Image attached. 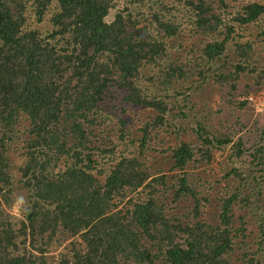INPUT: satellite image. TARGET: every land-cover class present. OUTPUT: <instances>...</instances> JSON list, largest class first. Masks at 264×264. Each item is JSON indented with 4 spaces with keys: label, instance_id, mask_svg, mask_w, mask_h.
Returning a JSON list of instances; mask_svg holds the SVG:
<instances>
[{
    "label": "trees",
    "instance_id": "obj_1",
    "mask_svg": "<svg viewBox=\"0 0 264 264\" xmlns=\"http://www.w3.org/2000/svg\"><path fill=\"white\" fill-rule=\"evenodd\" d=\"M32 1V13L40 22L51 3H58L59 11L50 19L54 30L47 37L30 28L26 2L0 0V264H63L66 256L50 249L59 229L76 242L73 264H229L224 257L233 248L231 208L241 185L224 202L217 226L186 228L179 219L175 223L166 217L151 198L138 203L129 200L118 209L127 193L143 186L153 189L154 183L166 185L165 178L145 185L150 175L142 169L144 164L121 158L103 181L96 180L88 170L89 156H83L89 142L83 146L78 141L86 136L90 112L107 102L111 85L126 89L125 100L135 105L165 111L163 104L147 102L134 82L144 60L152 58L158 46L138 41L127 30L122 13L107 22L113 0ZM214 1H221L227 10L223 0ZM190 5L198 16L195 32L216 40L201 49L203 56L196 65L202 68L197 74L204 79L205 73L216 72L220 85L234 89L232 70L222 71L232 27L224 24L221 14L211 13L207 0H192ZM237 18L242 24L263 27V34L264 2L249 3ZM164 29L167 36L175 34L169 25ZM191 119L198 143L194 149L201 151L202 159H194L190 143L177 148L178 183L169 186L175 188V197L190 196L199 203L184 169L190 162L209 164L215 148L225 151L232 144L228 159L241 160L242 174L236 172L241 181L247 183L252 172L263 171L264 130L252 146L253 160L246 165L249 150L243 148L241 139L235 141L231 133H215L194 116ZM19 151L25 160L21 166L12 159ZM64 157L71 160L66 170L61 171L58 164L52 167ZM83 159L88 160L85 166ZM236 166L233 163L231 169ZM55 169L58 172L52 174ZM18 185L25 190L19 228L3 210L4 205H13L7 194ZM260 227L264 234V224ZM78 239L85 246L84 253L75 247Z\"/></svg>",
    "mask_w": 264,
    "mask_h": 264
},
{
    "label": "rangeland",
    "instance_id": "obj_2",
    "mask_svg": "<svg viewBox=\"0 0 264 264\" xmlns=\"http://www.w3.org/2000/svg\"><path fill=\"white\" fill-rule=\"evenodd\" d=\"M23 1L26 2L25 15L28 16L30 28L47 37L54 30L50 19L59 11L56 8L57 1L51 3L42 22L32 13L33 1ZM191 1L113 0L107 22H112L122 13L128 24L127 30L137 35L135 37L138 41L146 40L158 46L157 53L144 60L134 82L147 102L163 104L165 111L135 105L125 100L128 97L126 89L111 85L106 94L107 102L100 103L101 106L95 112H90L84 126L86 136L78 138V141L83 146L89 142L86 145L89 149L83 156H89L88 170L96 180L103 181L121 158L135 159L144 164L142 169L150 175L145 185L154 178H165L167 186L161 182L153 184L156 192L143 186L135 193H127L125 199L119 201L118 209L125 208L129 200L138 203L151 198L163 209L166 217L173 218L175 223L179 219L186 228L217 226L224 202L232 199L237 192L236 187L241 185L240 193L233 200L231 208L232 224L229 229L233 248L224 258L229 264H264V234L260 227L264 224V169L252 172L247 183L241 181L236 176V172L242 174L239 170L241 160L234 158L235 162H232L228 159L232 154L231 144L225 151L213 149L209 164L190 162L184 169L191 188L199 194V203L190 196L175 197V188H169L171 182L178 183L177 174L180 170L174 169V153L182 143H190L194 159H202L201 151L194 149L197 141L192 130L195 128L192 116L215 133H231L235 141L241 139L243 148L249 150L244 158L246 165L253 160L252 146L258 142L264 130V114L256 112L247 102L250 94L257 95L261 88L264 89L263 27L253 23L242 24L237 18L249 3H263L264 0H223L228 4L227 10L222 8L221 1L220 4L207 0L212 4L211 13L221 14L224 24L228 23L233 30L226 44V62L222 71L232 70L230 74H234V89L220 85L217 79L219 74L216 72L205 73L204 79L197 74L202 68L196 65L197 62L200 64L203 56L201 49L216 40L195 32L198 16L190 5ZM166 25L171 26L175 33L173 36L166 35ZM222 31H226V27ZM224 38L225 35L219 37V41ZM161 116L162 120L158 121L157 118ZM12 159L17 166L25 161L20 151L13 154ZM70 161V158L64 157L52 163V167L58 164V168L64 171ZM83 162V166L88 164L87 159H83ZM233 163L237 166L231 169ZM57 172L58 169H55L52 174ZM53 178L50 176V179ZM24 191L19 185L12 189L7 197L13 201V205L3 207L6 216L11 218L10 221L17 228L24 218L25 198L21 195ZM75 243L66 230L59 229L50 249L61 251L66 256L63 264H73ZM77 243L75 247L84 253L82 240L78 239ZM50 255H54V252Z\"/></svg>",
    "mask_w": 264,
    "mask_h": 264
},
{
    "label": "clouds",
    "instance_id": "obj_3",
    "mask_svg": "<svg viewBox=\"0 0 264 264\" xmlns=\"http://www.w3.org/2000/svg\"><path fill=\"white\" fill-rule=\"evenodd\" d=\"M260 93L264 94V89L263 88H261V90L257 93V95L250 94V96L247 98V102H249V104H251V106L255 108L256 112L264 114L263 111H259L258 109H256L257 107L255 106L256 105V100L255 99H257V97H260ZM262 97L264 98V96H262Z\"/></svg>",
    "mask_w": 264,
    "mask_h": 264
},
{
    "label": "built area",
    "instance_id": "obj_4",
    "mask_svg": "<svg viewBox=\"0 0 264 264\" xmlns=\"http://www.w3.org/2000/svg\"><path fill=\"white\" fill-rule=\"evenodd\" d=\"M262 96H264V94L263 93H260V97H257V99H255V100L257 102V106H256L257 109L259 111H263L264 112V98ZM261 99H262V101H261Z\"/></svg>",
    "mask_w": 264,
    "mask_h": 264
}]
</instances>
